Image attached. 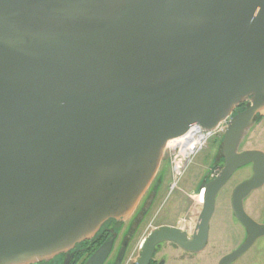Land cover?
I'll use <instances>...</instances> for the list:
<instances>
[{
  "label": "water",
  "instance_id": "1",
  "mask_svg": "<svg viewBox=\"0 0 264 264\" xmlns=\"http://www.w3.org/2000/svg\"><path fill=\"white\" fill-rule=\"evenodd\" d=\"M259 116L264 0H0V264L49 259L128 219L167 143L228 117L224 165L203 185L192 233L153 230L134 264L162 242L204 250L220 188L252 163L232 195L248 236L219 261L229 264L264 235L244 207L264 184V150H240Z\"/></svg>",
  "mask_w": 264,
  "mask_h": 264
},
{
  "label": "rangeland",
  "instance_id": "2",
  "mask_svg": "<svg viewBox=\"0 0 264 264\" xmlns=\"http://www.w3.org/2000/svg\"><path fill=\"white\" fill-rule=\"evenodd\" d=\"M223 137V133H216L209 137L206 145L194 155L179 181V186L172 191L170 188L172 180L171 160L167 152V148L172 145L168 144L166 146L164 158L156 175L157 178H154V180L162 178L167 183L166 190H164L165 187H161L159 193L161 197L157 199L154 209L141 225L137 235L138 240L130 248L123 264H129L137 258L143 240L153 229L155 230L162 226H174L175 224L184 228V230L188 229L192 233L200 213L198 212L199 203L197 196L206 180L214 178L212 175L213 171L222 164L224 165L222 153ZM245 148L264 150V118L250 131L240 150ZM249 173V168L240 167L218 193L215 210L210 221L208 244L204 250L199 253L188 254L181 247L168 242L164 243V247L158 257H162L165 260V264H218L225 254L239 247L244 240L245 232L241 223L233 215L231 194L233 189ZM263 198L264 187L256 189L244 201L246 211L258 221L262 220ZM131 216L124 221L129 220ZM259 241L264 240L260 239ZM255 250L256 248L252 247L231 264H263L261 256H258L259 247Z\"/></svg>",
  "mask_w": 264,
  "mask_h": 264
},
{
  "label": "flooded vegetation",
  "instance_id": "3",
  "mask_svg": "<svg viewBox=\"0 0 264 264\" xmlns=\"http://www.w3.org/2000/svg\"><path fill=\"white\" fill-rule=\"evenodd\" d=\"M246 106H247V103L240 104L236 108V110L234 111V114H236V113L244 110L246 108ZM262 118H264V116ZM262 118H259L258 117L257 124L260 122V120ZM228 125H229V120H228V123H227V127H228ZM227 127H226V129H227ZM224 132H223V134H224ZM245 149H253V148H245ZM245 149H242V150H245ZM223 159H224V156H223ZM222 167H223V164L218 168V173L215 176H217L219 174V172L221 171ZM242 167L249 168L250 169V173H249V175H247L246 177H244L241 180V182H239V184L242 183L243 181L247 180L248 178H250L253 175V173H254V168H253V164L252 163L246 164V166L244 165ZM232 175H231V177H232ZM215 176H213V177H215ZM211 179L212 178H210V180ZM229 179H228V181H229ZM206 181H209V180H206ZM227 182L220 188V190L227 184ZM161 187H165L164 190H166L167 183L164 182L162 178L157 179V180L155 179L152 182V184L150 185V187L148 188L147 192L144 194V196L140 200V202L138 203L136 209L134 210V213L132 214V216H131V218L129 220H127V221H120L119 222V221L115 220L114 218H109L108 220H106L102 224V226L98 229V231L91 238L85 239L82 242L76 244V246L74 248H72V249H70V250H68L66 252H62L60 254H57V255L49 258V259L39 260V261L32 262V263H29V264H86L87 261L89 260V258L102 245L109 244V243L111 245V248H110V251H109L107 257L102 262V264H123L124 261H125L126 256L128 255V253L130 251V248L138 240L137 235L139 233V230H140L141 225L147 219V217L150 215L151 211L154 209V207L156 205V202H157V199L161 197V195L159 194ZM262 187H264V184L262 186H260L259 188H256V189H260ZM203 188H204V191H205V187L204 186H203ZM235 188L233 189L232 194H231V207H232V195H233V192H234ZM256 189L252 190L248 194V196H246L245 199H247L248 197H250V195ZM172 190H174V189H171V191ZM220 190H219V192H220ZM204 191H203V193L201 195L199 194L197 196L198 197V203H199V205H198L199 211L198 212H200V210H201L200 208H202V204H203V201H204L203 200ZM201 196H202V198H201ZM262 203H263L262 204V208H261L262 216L260 215L262 217V220L261 221H258V220H256L254 218L259 223H264V198H263V202ZM244 207H245V205H244ZM232 212H233V215H234L233 207H232ZM183 224H185V223L183 222ZM173 227H179V226H176L174 224ZM179 228H181V229L184 230V228H182V227H179ZM243 230H244L245 233H244V240H243L242 244L246 241L247 236H248V230H247V228L243 226ZM184 231L190 233L188 229H186ZM146 237H145V239H146ZM145 239L143 240V242L141 244V249L139 251V254L137 255V258L134 259L129 264H134L136 262V260L139 258L140 254H141L142 246H143V243H144ZM260 239L261 240H264V235L259 236L250 245V247L247 248L241 255H243L244 253H246L247 251H249L252 247H255L256 250L259 247L258 256H261V259H262L261 262L264 264V241H259L258 242V240H260ZM164 243H168V242H162V243H160V244H158L156 246V250H155V253L153 255V258H152L150 264H159L160 262H162V264H165V260L162 259V257H158V254L161 252L162 248L164 247ZM169 243L175 244L173 242H169ZM175 245L176 246H179L177 244H175ZM182 249L185 252H187L188 254H194V253H196V252H192V251L185 250L184 248H182ZM232 251H230V252H232ZM241 255H239L238 257H240ZM120 257H121V259H120ZM236 259H234L233 261H235ZM233 261H231L229 264H231Z\"/></svg>",
  "mask_w": 264,
  "mask_h": 264
},
{
  "label": "built area",
  "instance_id": "4",
  "mask_svg": "<svg viewBox=\"0 0 264 264\" xmlns=\"http://www.w3.org/2000/svg\"><path fill=\"white\" fill-rule=\"evenodd\" d=\"M229 117L223 121L216 130L208 131L200 125L194 124L180 137L179 141L167 148V152L171 162V189L177 188L183 173L191 163L194 155L200 151L207 143L209 137L216 133H223L226 130ZM177 139V138H176ZM218 173V168L212 173L215 176ZM204 188L201 189L200 195Z\"/></svg>",
  "mask_w": 264,
  "mask_h": 264
},
{
  "label": "bare ground",
  "instance_id": "5",
  "mask_svg": "<svg viewBox=\"0 0 264 264\" xmlns=\"http://www.w3.org/2000/svg\"><path fill=\"white\" fill-rule=\"evenodd\" d=\"M229 119H230V118H229ZM224 121H225V120H224ZM197 125H198V124H197ZM179 139H180V138L172 139V140H170V141L167 143V145H168V144L175 145V144L179 141ZM167 145H166V146H167ZM201 198H202V196H201ZM200 209H201V208H200Z\"/></svg>",
  "mask_w": 264,
  "mask_h": 264
},
{
  "label": "trees",
  "instance_id": "6",
  "mask_svg": "<svg viewBox=\"0 0 264 264\" xmlns=\"http://www.w3.org/2000/svg\"><path fill=\"white\" fill-rule=\"evenodd\" d=\"M263 116H259V118H262Z\"/></svg>",
  "mask_w": 264,
  "mask_h": 264
}]
</instances>
